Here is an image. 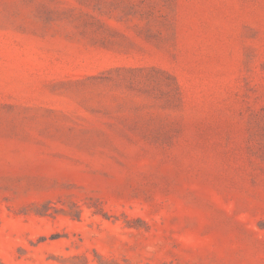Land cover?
Listing matches in <instances>:
<instances>
[{
	"label": "rangeland",
	"instance_id": "374dc122",
	"mask_svg": "<svg viewBox=\"0 0 264 264\" xmlns=\"http://www.w3.org/2000/svg\"><path fill=\"white\" fill-rule=\"evenodd\" d=\"M0 264H264V0H0Z\"/></svg>",
	"mask_w": 264,
	"mask_h": 264
}]
</instances>
